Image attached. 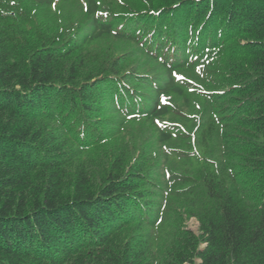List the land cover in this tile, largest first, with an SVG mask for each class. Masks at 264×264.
Here are the masks:
<instances>
[{"label":"trees","instance_id":"1","mask_svg":"<svg viewBox=\"0 0 264 264\" xmlns=\"http://www.w3.org/2000/svg\"><path fill=\"white\" fill-rule=\"evenodd\" d=\"M0 264H264V0H0Z\"/></svg>","mask_w":264,"mask_h":264},{"label":"rangeland","instance_id":"2","mask_svg":"<svg viewBox=\"0 0 264 264\" xmlns=\"http://www.w3.org/2000/svg\"><path fill=\"white\" fill-rule=\"evenodd\" d=\"M188 226H189L190 229L196 230L197 223H196V221H194L193 219H191V220L188 221Z\"/></svg>","mask_w":264,"mask_h":264}]
</instances>
